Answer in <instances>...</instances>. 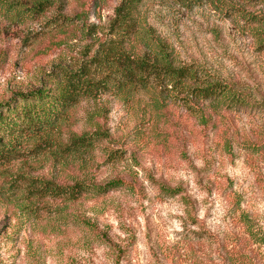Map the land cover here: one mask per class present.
Listing matches in <instances>:
<instances>
[{"label": "rangeland", "instance_id": "rangeland-1", "mask_svg": "<svg viewBox=\"0 0 264 264\" xmlns=\"http://www.w3.org/2000/svg\"><path fill=\"white\" fill-rule=\"evenodd\" d=\"M120 2L0 0V111L38 106L19 98L38 90L56 97L63 75L89 89L55 123L0 133V264H192L165 258L188 223L165 189L182 190L216 231L246 216L264 231L263 0H142L138 36L113 26ZM147 35L245 104L220 111L215 130L158 91L128 88L114 57L148 53ZM80 137L88 149L64 152ZM75 183L90 192L69 199Z\"/></svg>", "mask_w": 264, "mask_h": 264}, {"label": "trees", "instance_id": "trees-1", "mask_svg": "<svg viewBox=\"0 0 264 264\" xmlns=\"http://www.w3.org/2000/svg\"><path fill=\"white\" fill-rule=\"evenodd\" d=\"M242 2H254L255 0H239ZM260 1V0H259ZM142 0H121L115 9V29L124 34L138 36L139 33L137 15ZM233 0H229V4ZM264 2V0H263ZM234 6V5H233ZM233 6H227L226 10L233 13ZM43 4L38 3L37 10H41ZM241 14L239 10L236 11ZM243 14V13H242ZM146 35V34H145ZM148 53L139 57L126 54L122 51L116 53V73L123 84L134 90L158 91L163 97V103L179 102L186 112L194 115L204 126L211 122L213 129L217 130L216 117L220 111L230 112L245 104L243 95L235 85L226 84L214 79L204 68L195 65L178 64L168 45L159 38L146 36ZM113 59V60H114ZM112 60V61H113ZM76 73L63 75L61 90L56 97L46 99L42 91L38 90L32 95H20L23 101L33 97L41 101L38 106H24L20 115L16 108L8 109L6 114L0 111V133L21 132L24 129L33 132L47 124L50 117L53 123L57 122L78 97L89 95L87 86L82 85V76ZM46 99V100H45ZM45 100V101H43ZM211 106L212 115L205 114V108ZM220 108H223L220 109ZM214 118V119H213ZM0 137V148L5 149ZM95 138V137H94ZM91 140V138H90ZM92 142L86 137L74 138L64 152L80 153L88 149ZM119 181L109 182L104 187H93L95 192L106 193L114 187H118ZM90 186L75 183L68 191L69 199H74L78 194L90 192ZM92 188V187H91ZM172 196H180L188 216V223L181 230V242L166 248L167 260L178 262L192 261V264H264V231L261 227L246 218L240 222L244 227L223 229L216 231L207 222L198 218L193 202L182 190L165 189ZM119 257L121 252L117 251Z\"/></svg>", "mask_w": 264, "mask_h": 264}]
</instances>
